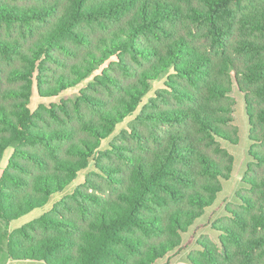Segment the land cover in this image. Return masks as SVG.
I'll list each match as a JSON object with an SVG mask.
<instances>
[{"label": "trees", "instance_id": "1", "mask_svg": "<svg viewBox=\"0 0 264 264\" xmlns=\"http://www.w3.org/2000/svg\"><path fill=\"white\" fill-rule=\"evenodd\" d=\"M92 75L30 110L34 91L55 99ZM234 89L240 185L186 264H264V0H0V251L2 222L42 210L11 232L8 264L187 250L232 176Z\"/></svg>", "mask_w": 264, "mask_h": 264}, {"label": "rangeland", "instance_id": "2", "mask_svg": "<svg viewBox=\"0 0 264 264\" xmlns=\"http://www.w3.org/2000/svg\"><path fill=\"white\" fill-rule=\"evenodd\" d=\"M95 75V74H94ZM90 78L84 80L82 83H80L75 88L69 89L67 91L62 92L59 97L55 99L50 100H40V98L37 96L36 92L34 91L32 93V97L30 100L29 108L30 110H34L35 107L40 103L49 104L52 102H58L60 99H74L78 92L84 88L89 82L92 81L93 76ZM160 84L155 83L154 88H158ZM151 94V93H150ZM232 96L235 99V107H234V119L235 124L239 129V143L236 146L228 145L226 144V149L230 152V154L234 158V169L232 172V176L230 180L223 182L222 185V192L218 195L217 200L211 210H208L204 217L200 218L196 225L185 235L184 242L187 243V241H193L192 244L189 245L188 251L194 248V242L195 239L202 233V234H208L211 237L214 238L213 233L209 230V219H216L217 217L221 216L223 214V207L226 202L231 201L233 198L234 192L237 190L238 186L240 185V178L241 174L243 173L245 161H246V150L249 147V141H248V124L245 116V110H244V102L242 96L234 89V92ZM133 116L127 118L122 124H120L117 127V131H119L121 128H124L129 120H131ZM107 142H104L102 144V147H105ZM11 154V150L8 149L4 153L3 160L0 164V172L5 168L8 158ZM85 175V172H82L78 179L76 180L75 185L79 184L83 180V176ZM213 211V212H212ZM42 213V210H34L28 215L20 218L19 220H16L11 223H4L2 222V240H1V251H0V264H8L10 262L8 258V240L11 232L15 229H18L19 227L25 225L29 221H31L34 218H37ZM185 252H178V254H173L170 256L169 259H166L163 264H183L181 257Z\"/></svg>", "mask_w": 264, "mask_h": 264}, {"label": "crops", "instance_id": "3", "mask_svg": "<svg viewBox=\"0 0 264 264\" xmlns=\"http://www.w3.org/2000/svg\"><path fill=\"white\" fill-rule=\"evenodd\" d=\"M183 252H185V253L182 255L181 260H182L183 264H186V262H185V255H186V253L188 252V250H185V251H183ZM169 258H170V256L166 257L164 260H162V261H160V262H158V263H156V264H163L164 261H165L166 259H169Z\"/></svg>", "mask_w": 264, "mask_h": 264}]
</instances>
